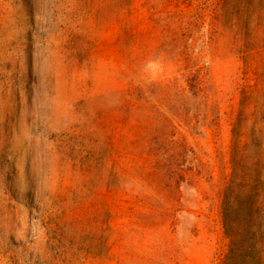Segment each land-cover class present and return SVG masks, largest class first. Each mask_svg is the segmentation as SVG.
<instances>
[{
	"label": "rangeland",
	"instance_id": "374dc122",
	"mask_svg": "<svg viewBox=\"0 0 264 264\" xmlns=\"http://www.w3.org/2000/svg\"><path fill=\"white\" fill-rule=\"evenodd\" d=\"M248 86L264 0H0V264H222Z\"/></svg>",
	"mask_w": 264,
	"mask_h": 264
},
{
	"label": "trees",
	"instance_id": "16d2710c",
	"mask_svg": "<svg viewBox=\"0 0 264 264\" xmlns=\"http://www.w3.org/2000/svg\"><path fill=\"white\" fill-rule=\"evenodd\" d=\"M253 95L248 86L232 131V173L221 200L222 264H264V105L248 113Z\"/></svg>",
	"mask_w": 264,
	"mask_h": 264
}]
</instances>
